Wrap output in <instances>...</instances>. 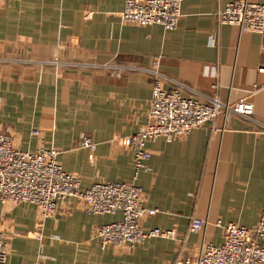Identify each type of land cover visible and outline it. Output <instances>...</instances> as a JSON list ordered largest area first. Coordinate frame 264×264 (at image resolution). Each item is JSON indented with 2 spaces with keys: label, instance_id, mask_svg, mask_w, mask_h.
<instances>
[{
  "label": "crops",
  "instance_id": "1",
  "mask_svg": "<svg viewBox=\"0 0 264 264\" xmlns=\"http://www.w3.org/2000/svg\"><path fill=\"white\" fill-rule=\"evenodd\" d=\"M232 1L183 0L177 28L166 30L123 21L126 0H0V56L23 59L0 61V132L23 151L58 149L82 189L139 185L144 206L158 209L144 226L177 233L134 248L103 245L98 228L121 213L90 212L71 196L44 217L35 203L0 196L5 264H175L196 258L204 243L221 244L223 225L251 227L245 211L264 208V32L222 24L218 12ZM156 58L165 88L248 99L254 113H221L171 142L150 141L152 156L135 178L122 139L148 124L155 76L144 69ZM82 134L95 151L79 146ZM193 215L207 221L203 230L189 231Z\"/></svg>",
  "mask_w": 264,
  "mask_h": 264
},
{
  "label": "built area",
  "instance_id": "2",
  "mask_svg": "<svg viewBox=\"0 0 264 264\" xmlns=\"http://www.w3.org/2000/svg\"><path fill=\"white\" fill-rule=\"evenodd\" d=\"M182 3L183 0H126L122 19L141 26L156 24L166 30L175 29L182 16ZM218 17L222 24L235 25L243 33L264 32V4L234 0L218 12ZM113 66L109 67L124 68ZM144 70L155 76L148 124L140 132L122 139L123 145L133 151L135 178L152 156L148 148L150 141L163 137L171 142L213 121L221 113L230 115L234 112L246 117L254 113V104L248 99L225 103L219 97L205 100L184 96L179 88H165L162 81L169 77L162 73L159 58ZM260 71L264 72V67ZM257 90L264 92V86ZM79 146L95 151L97 143L82 134ZM59 154L56 148H42L36 152L20 150L8 133L0 132L1 200L35 203L44 217L54 214L60 202L71 196L81 200L90 212L101 215L121 213L120 219L103 224L97 231L103 245L134 248L151 237L176 238L173 229L144 226V220L155 215L158 209L144 206L139 185L108 181L82 189L80 177L64 169ZM206 225L205 219L193 215L189 231L203 230ZM219 225L222 226L221 221ZM222 227L221 244L204 243L196 258L189 257L175 264H264V208L254 227L236 223ZM8 247L0 232V264L6 262ZM38 264L45 262L41 260Z\"/></svg>",
  "mask_w": 264,
  "mask_h": 264
},
{
  "label": "rangeland",
  "instance_id": "3",
  "mask_svg": "<svg viewBox=\"0 0 264 264\" xmlns=\"http://www.w3.org/2000/svg\"><path fill=\"white\" fill-rule=\"evenodd\" d=\"M3 60V59H5V60H3L1 63H12V62H23V59H20V58H17V57H7V56H0V60ZM24 61H29V60H24ZM257 213V219H258V217H259V210H257L256 211ZM245 213H246V217H245V219H244V221L246 222V223H248V224H251L250 226L251 227H254L255 225H256V223H257V219H255L254 221H253V219H254V216L256 215L255 214V210H248V211H245ZM249 218H251V219H249ZM101 227V226H100ZM100 227L98 228V230L100 229ZM97 230V231H98ZM98 236V235H97ZM99 237V236H98ZM100 238V237H99ZM101 239V238H100ZM128 246V245H127ZM130 247V246H129Z\"/></svg>",
  "mask_w": 264,
  "mask_h": 264
}]
</instances>
